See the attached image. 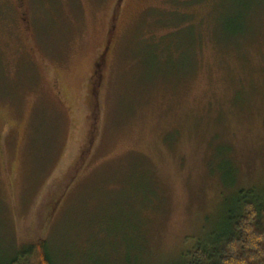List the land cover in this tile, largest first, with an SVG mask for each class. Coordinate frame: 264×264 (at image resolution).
I'll return each instance as SVG.
<instances>
[{
  "label": "rangeland",
  "instance_id": "1",
  "mask_svg": "<svg viewBox=\"0 0 264 264\" xmlns=\"http://www.w3.org/2000/svg\"><path fill=\"white\" fill-rule=\"evenodd\" d=\"M243 188L264 0H0V264H183Z\"/></svg>",
  "mask_w": 264,
  "mask_h": 264
},
{
  "label": "trees",
  "instance_id": "2",
  "mask_svg": "<svg viewBox=\"0 0 264 264\" xmlns=\"http://www.w3.org/2000/svg\"><path fill=\"white\" fill-rule=\"evenodd\" d=\"M113 16L118 13L115 6ZM226 228L183 254V264H264V188L242 189L230 198ZM6 264H55L41 238L22 245Z\"/></svg>",
  "mask_w": 264,
  "mask_h": 264
},
{
  "label": "water",
  "instance_id": "3",
  "mask_svg": "<svg viewBox=\"0 0 264 264\" xmlns=\"http://www.w3.org/2000/svg\"><path fill=\"white\" fill-rule=\"evenodd\" d=\"M103 58H104V56H103ZM103 58H102V59H103Z\"/></svg>",
  "mask_w": 264,
  "mask_h": 264
}]
</instances>
